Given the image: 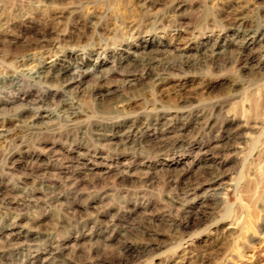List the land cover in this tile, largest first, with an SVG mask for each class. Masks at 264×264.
Segmentation results:
<instances>
[{"label":"rangeland","instance_id":"rangeland-1","mask_svg":"<svg viewBox=\"0 0 264 264\" xmlns=\"http://www.w3.org/2000/svg\"><path fill=\"white\" fill-rule=\"evenodd\" d=\"M256 26L264 0H0V187L32 194L0 204V264H264Z\"/></svg>","mask_w":264,"mask_h":264},{"label":"bare ground","instance_id":"bare-ground-1","mask_svg":"<svg viewBox=\"0 0 264 264\" xmlns=\"http://www.w3.org/2000/svg\"><path fill=\"white\" fill-rule=\"evenodd\" d=\"M258 26L254 28L250 27H243L241 28V41L245 46H255V45H260L262 42H264V29H260ZM26 59V58H25ZM24 59V60H25ZM24 63V62H23ZM24 65V64H22ZM172 66V65H171ZM76 67V69L72 70L69 64H58L56 61L54 62L49 61L46 62L43 60L42 62L38 63L34 67L28 70V78L31 79L34 82H41L44 81V79L50 75H55L60 77L65 71H68V73L64 76L62 80V84L65 86H69L72 84H75L78 80H80L85 73L88 71L86 69L81 70L79 66H73ZM168 68V67H167ZM91 69V68H90ZM92 71V69H91ZM7 79L11 81V83H16L18 81V77L11 74L8 75ZM21 98V97H20ZM34 107V116L40 117V116H47L48 114H43V108L41 106L42 103L45 104V99L43 96L39 95L36 98L31 100ZM26 105V104H25ZM196 107V106H195ZM72 114H76L73 112ZM195 114V113H194ZM50 116V115H48ZM196 116V115H195ZM184 118V117H183ZM11 119H4L2 118L0 121V128H3L10 122ZM78 127V126H77ZM1 135V133H0ZM245 140V139H244ZM256 148L251 149L252 153L255 151ZM258 151V150H256ZM241 152H243V148L241 147ZM252 153L249 154L248 157L252 156ZM246 159V158H244ZM26 169L24 168L23 170L20 171V174H25ZM31 170V169H30ZM219 177L213 176L212 179L210 180L211 183H215L218 181ZM22 186L19 185V181L16 179V182L12 183L10 186H7L5 184L3 187H0V204H5L7 206H11L12 204H15L16 202V196L26 198V196H32V194H26L28 193L26 190L23 189ZM13 195V197H11ZM27 201H29L27 199ZM17 203V202H16ZM30 204V203H29Z\"/></svg>","mask_w":264,"mask_h":264}]
</instances>
